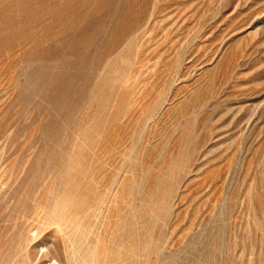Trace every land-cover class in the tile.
Returning a JSON list of instances; mask_svg holds the SVG:
<instances>
[{"label":"rangeland","instance_id":"obj_1","mask_svg":"<svg viewBox=\"0 0 264 264\" xmlns=\"http://www.w3.org/2000/svg\"><path fill=\"white\" fill-rule=\"evenodd\" d=\"M108 182L106 248L127 216L140 264H264V0H0V264Z\"/></svg>","mask_w":264,"mask_h":264},{"label":"bare ground","instance_id":"obj_2","mask_svg":"<svg viewBox=\"0 0 264 264\" xmlns=\"http://www.w3.org/2000/svg\"><path fill=\"white\" fill-rule=\"evenodd\" d=\"M132 150H134V148ZM78 163L80 164V162ZM77 167L80 168V166H77ZM130 167L132 171L134 169L133 162L130 164ZM81 170H84V169H81ZM65 171L67 172L66 169ZM92 171L93 170H91L90 172L92 173ZM171 171L172 172H170L166 176L157 177L155 179V183L157 186V190L155 191V194L157 193L159 195V199L161 198L162 200H164L165 198V200H168L170 197V190L164 191V189L167 186L170 189L174 186V178H173V175H174L173 173L175 172L174 168H172ZM66 172L64 174H66ZM59 178L60 177H58V179ZM77 178H79V176H77ZM85 181L86 180H84V182ZM61 183L62 182H60V184ZM77 184H79V182H77ZM89 187L90 185L88 186V188ZM111 187H112V183H109V182L106 183L105 189L103 190V192L96 191L94 194L92 193L93 195L90 197L91 198L90 200H88V197L86 196L87 192L89 193V190L87 188L86 190L88 191L86 192L85 196L83 195V197L79 193H77L78 191L74 192L67 188H65L64 190L58 191L53 194V196L51 197V200L47 203V206L45 207L44 211L40 215L39 219L36 220V223L34 224V226L37 224V226L35 227L38 229L39 234L53 227L58 232V234L61 236L60 240H61V244L63 247V252H64L63 254L65 256V264H140V260L142 258L144 257L148 258L151 256L150 253H153L152 248L148 246H144L143 251L145 252L142 253V250L138 246L140 239H141V233L139 232L138 229H136L135 227L136 223H133V221L127 216L119 217V220L116 222L115 224L116 231H115V237H114L115 240L113 243L110 241V244L111 243L113 244L111 248H108V247L106 248L104 243L100 239L102 235L99 237L97 233L98 231L95 232L96 225L106 226L104 223V219H105V213H107L108 215V213L110 212L109 209L111 208V207L108 208L109 206H108V201H107L109 191L112 189ZM82 192L80 193L82 194ZM48 198H50V196ZM159 199L155 198L153 200L152 198L151 202H153V205H154L158 203ZM41 209L43 210V208ZM166 213H167L166 211H163V216L161 217V219L164 218V215ZM31 221H34V219ZM21 228H22V224H21ZM33 229L29 230L27 235H24L23 237V241L21 244L22 253L20 254L19 258L14 262H12V259H10L11 262L9 261V264H45L44 262H47V261L49 262L48 264H59L55 258V254H57L59 251L58 245L54 244L52 245V247H50L45 244H42V242L46 239L48 234L45 233L47 234V236L43 235V237H41L39 236V234H34V233L32 234ZM146 238H148V235H145V239ZM40 240L42 242H39ZM3 251L4 250H2V252ZM157 254L159 256L158 252ZM12 256H13V253H12ZM6 264L8 263L6 262ZM171 264H173V262Z\"/></svg>","mask_w":264,"mask_h":264}]
</instances>
